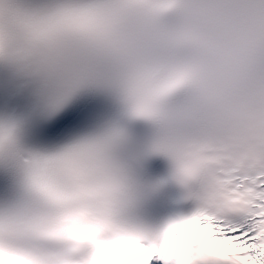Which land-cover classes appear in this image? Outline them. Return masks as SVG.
<instances>
[{
	"label": "snow or ice",
	"instance_id": "6c2138e0",
	"mask_svg": "<svg viewBox=\"0 0 264 264\" xmlns=\"http://www.w3.org/2000/svg\"><path fill=\"white\" fill-rule=\"evenodd\" d=\"M0 264H264V0H0Z\"/></svg>",
	"mask_w": 264,
	"mask_h": 264
}]
</instances>
